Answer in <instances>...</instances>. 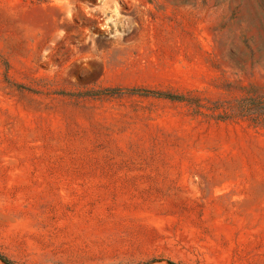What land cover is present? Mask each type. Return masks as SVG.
I'll return each instance as SVG.
<instances>
[{
    "label": "rangeland",
    "instance_id": "obj_1",
    "mask_svg": "<svg viewBox=\"0 0 264 264\" xmlns=\"http://www.w3.org/2000/svg\"><path fill=\"white\" fill-rule=\"evenodd\" d=\"M8 261L264 264V0H0Z\"/></svg>",
    "mask_w": 264,
    "mask_h": 264
},
{
    "label": "trees",
    "instance_id": "obj_2",
    "mask_svg": "<svg viewBox=\"0 0 264 264\" xmlns=\"http://www.w3.org/2000/svg\"><path fill=\"white\" fill-rule=\"evenodd\" d=\"M134 91H136V90H134ZM144 93H147V94H152V93L155 94V93H157L158 95H164V96H168V97H174V96H171L170 94H165V93H162V92L145 91ZM9 263L12 264L11 262H9Z\"/></svg>",
    "mask_w": 264,
    "mask_h": 264
}]
</instances>
